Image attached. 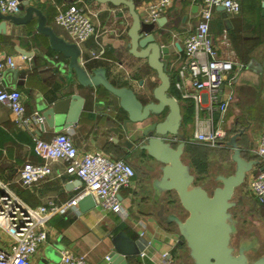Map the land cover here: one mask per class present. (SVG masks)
<instances>
[{"label":"crops","instance_id":"0c3cea01","mask_svg":"<svg viewBox=\"0 0 264 264\" xmlns=\"http://www.w3.org/2000/svg\"><path fill=\"white\" fill-rule=\"evenodd\" d=\"M23 1L25 0H21L19 15L26 10V6L22 5ZM132 1L142 19L148 7L158 0ZM262 2L263 0H239L240 12L232 16L226 14L221 7H216L212 13L209 31L219 55L234 58L244 64L238 70V75L231 80L230 88L234 91V100L224 117L223 140H227L233 132L242 130L241 136L237 138L242 156L247 160L257 161L247 174L245 183L238 189V210L241 213L252 212L251 216L262 222V228L258 232H252L257 234L264 250V204H258L249 191L252 176L264 171V161L256 154L264 116ZM72 3L85 8L96 28L93 36L76 43L80 50V64L87 71L105 69L107 78L113 85L130 87L140 99L144 87L150 84L152 89L157 79L145 60L137 59L128 52L127 31L131 18L125 6L102 4L94 0H28L29 6L42 12L54 32L70 42L72 40L67 33L55 24L54 16L58 10H63ZM165 16L168 20L160 31H165L168 35L164 40L157 36V40L169 47L166 68L173 86L177 79L176 70L183 60V39L194 32L198 22V5L191 0H172L170 7L160 17ZM35 23L34 17L27 24L6 21L5 31L0 32V55H12L16 65L14 69H5L0 73L2 85L21 93L26 114L38 112L42 115L44 109L53 102L74 93L84 98L83 109L77 123L70 127L64 128L61 118L55 120L53 128L44 121L43 125L33 124L30 129H24L15 125L10 109L0 103V196L8 189L29 206L35 207L47 205L49 202L63 203L79 193L81 182L79 183L80 180L75 175L63 173V161H53L52 172L46 178L28 187L20 184L19 171L22 165L26 162H41L33 152L34 137L48 141L55 134L66 133L80 154L99 152L112 159L133 162L136 167L133 166L135 175L131 184L119 192L126 211L125 217L115 213H102L97 208L81 213L77 206L64 215L51 216L46 225L47 240L38 249L34 257L35 264H55L59 262L63 250L85 256L87 264H104V257L112 250L110 239L118 231H124L134 239L138 250H142L144 246V242H138L139 232L144 231L145 237L152 241V247L147 249L148 256L141 258L137 254L127 258L126 264H160V253L164 251L170 253L174 264L182 248L178 245L179 235L177 231L171 230L174 225L160 222L156 214L160 201H166L168 210H176L178 201L170 193H165L158 199L154 197L151 181L152 176L159 172L158 163L144 152L127 150L120 142L113 141L111 128L121 125L126 116L120 109L118 100L102 87H81L64 77L60 69L61 66L66 68L67 60L50 48L47 37L36 32ZM224 33L226 43L222 41ZM226 83L223 91L229 89ZM173 91L177 97L174 87ZM202 96L203 105L199 115L210 118L215 124L213 113L207 109V97L204 94ZM179 103L181 115L185 116V106L190 105V120L183 123V128L187 137L191 138L195 113L193 102L179 100ZM147 124H129L126 137L137 143L140 140L138 130ZM189 142L203 146L206 151L200 173H208L211 162H214L216 167L212 172L213 176L219 173L228 174L227 170L232 168L228 158L229 148L201 145L191 140ZM213 150H216V154ZM186 153L193 157L187 163L197 181L193 164V159L197 156L194 152L188 153L184 150L183 159L187 156ZM213 176H204L202 180H210L208 184L215 187L218 183L213 180Z\"/></svg>","mask_w":264,"mask_h":264},{"label":"water","instance_id":"95a60500","mask_svg":"<svg viewBox=\"0 0 264 264\" xmlns=\"http://www.w3.org/2000/svg\"><path fill=\"white\" fill-rule=\"evenodd\" d=\"M94 1L127 8L131 18L127 31L128 52L137 59L145 60L156 74L157 83L151 89V100L143 102L130 87L113 85L103 68L87 71L79 62L78 45L57 35L47 24L42 12L28 5V0L22 2L26 6L22 15H5L0 12V32L5 31L6 21L27 24L34 17L36 32L47 37L50 48L67 60L66 68L61 66L60 69L64 77L81 87H102L118 100V105L126 116L121 125L111 128L113 141L120 142L127 150L144 152L159 164V172L152 176L151 181L154 197L158 199L165 193H174L186 216L181 217L178 211L168 210L165 200L159 202L156 216L160 222L175 226L179 235L178 245L185 247L191 264H264V250L257 234L247 232L232 212L238 206L236 191L245 183L247 174L257 163L244 158L238 147L237 138L243 131L237 130L227 140L217 143V146L230 149L228 158L232 163V171L227 175H214L213 180L218 185L208 192L196 182L191 166L183 159L188 141L181 126L179 100L170 93L172 81L166 68L170 51L167 45L157 40V36L164 40L168 35L167 32L160 31L168 17L145 22L140 18L132 0ZM261 7L264 15V0ZM83 104L84 98L74 93L53 102L44 109L42 116L51 128L55 126V120L61 118L62 126L67 128L77 123ZM156 116L162 117L138 130L140 140L137 143L126 137L129 124L146 122ZM168 137L176 140H168ZM77 207L81 213L94 209L92 196L80 198ZM110 241L112 250L106 264H126L127 258L134 257L139 252L134 239L124 231L115 233Z\"/></svg>","mask_w":264,"mask_h":264},{"label":"built area","instance_id":"2783aa9c","mask_svg":"<svg viewBox=\"0 0 264 264\" xmlns=\"http://www.w3.org/2000/svg\"><path fill=\"white\" fill-rule=\"evenodd\" d=\"M191 1L198 5V22L194 32L183 39V60L176 70L177 79L173 82V87L178 100L193 102L194 126L190 140L201 145L217 146L225 137L224 117L234 100V91L230 88L231 80L238 75V70L242 69L244 64L218 54L209 31L210 22L216 7H223L225 13L232 16L240 12V3L239 0ZM171 3L172 0L156 1L148 7L142 20L155 21L166 12ZM0 12L5 15L20 14L21 0H0ZM54 22L74 43H81L96 33L85 8L77 3L58 10ZM222 41L226 43L225 33ZM15 67L12 55H0V73ZM225 82L229 87L227 91H223ZM202 94L207 97L208 112L218 114L215 124L210 118L199 115L203 105ZM0 103L10 109L14 123L19 128L30 129L33 124L44 123L40 113L26 114L21 93L13 88H5L1 81ZM167 139L176 140L174 137ZM33 141V152L41 162H26L22 165L19 171L20 184L28 187L46 178L52 172L51 163L63 161V173L75 175L81 182V189L76 197L63 203L49 202L47 205L35 207L29 206L5 189L0 196V264H35L34 257L47 240L48 219L53 215H64L74 210L77 201L85 195L92 196L95 208L102 213L126 216L119 192L131 184L135 175L132 165L126 160L112 159L99 152L80 154L66 133L55 134L48 141L34 137ZM256 154L264 161V116ZM249 191L258 204H264V171L252 176ZM138 242H144L138 255L141 258L148 256L147 249L152 247V241L145 237L144 231L139 232ZM60 255L59 262L55 264H87L83 255H76L67 250L61 251ZM107 261L108 256H105L104 264ZM159 262L172 264L170 253H160Z\"/></svg>","mask_w":264,"mask_h":264},{"label":"rangeland","instance_id":"374dc122","mask_svg":"<svg viewBox=\"0 0 264 264\" xmlns=\"http://www.w3.org/2000/svg\"><path fill=\"white\" fill-rule=\"evenodd\" d=\"M156 83H157V80H156ZM140 99L143 101V102H147L149 100H151V85L150 84H147L144 89L141 91L140 93ZM158 117H153L149 120L146 121V123H150L152 121H155L157 120ZM216 154V150H213ZM218 154V153H217ZM187 156L184 157V161L187 163L190 159H192L193 157L189 156L187 153H186ZM202 159V160H201ZM214 159V158H213ZM204 157H200L198 158V160L196 158L193 159V164H194V170L195 172L197 173V176H198V179L196 182H202L200 184H202L208 192H211V190L213 189V185L212 184H208L210 183V180L206 182L202 180V178L207 177L208 178V175L213 176L212 172H214V169H215V164L214 162H211L210 164V168H209V172L208 173H205V172H201L203 170V164H204ZM130 165H132V167L134 166L133 165V162H128ZM201 164V165H200ZM159 166V164H158ZM135 167V166H134ZM136 168V167H135ZM134 169V168H133ZM231 169L229 167V169L227 170V173L229 174V172H231ZM209 177V178H210ZM175 198V195L173 193H170V196H172ZM238 198V190L236 191V199ZM176 199V198H175ZM176 210L179 211L180 213V216L181 217H185L186 216V213L180 208L179 204H176ZM232 212L234 214L235 217L239 218V221H240V225L245 228V230L247 232L249 231H259L261 228H262V222L260 221H257L255 220V218H253L251 216L252 212H247V213H241V211L238 210V206H236L235 208L232 209ZM171 230L176 232V228L173 226V228L171 227ZM177 259L175 261L174 264H191L190 263V260L188 258V255H187V252H186V249L184 246H182L180 252H178L177 254Z\"/></svg>","mask_w":264,"mask_h":264},{"label":"trees","instance_id":"16d2710c","mask_svg":"<svg viewBox=\"0 0 264 264\" xmlns=\"http://www.w3.org/2000/svg\"><path fill=\"white\" fill-rule=\"evenodd\" d=\"M170 93L172 95H174V91H173V86L171 85V88H170ZM186 116L185 114L182 115V121H181V126H182V129L185 131V129L183 128V123L185 124L186 121L190 120V113H191V110H190V105L189 104H186ZM218 119V114L217 113H213V121L216 122ZM186 133V131H185ZM187 144H186V147H185V151L186 152H194L197 156V160L198 158L200 157H204V155L206 154V151H204L205 149L203 148V146H200V145H192L190 141V138L187 137ZM202 160V159H201ZM201 165V164H200Z\"/></svg>","mask_w":264,"mask_h":264},{"label":"flooded vegetation","instance_id":"af4514ba","mask_svg":"<svg viewBox=\"0 0 264 264\" xmlns=\"http://www.w3.org/2000/svg\"><path fill=\"white\" fill-rule=\"evenodd\" d=\"M157 117V116H156ZM162 116H158V119L157 120H155V121H158V120H160V118H161ZM154 122V121H153Z\"/></svg>","mask_w":264,"mask_h":264}]
</instances>
